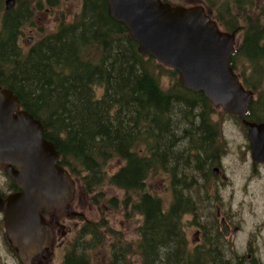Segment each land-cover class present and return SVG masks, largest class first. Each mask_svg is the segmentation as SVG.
I'll return each mask as SVG.
<instances>
[{"label": "trees", "instance_id": "trees-1", "mask_svg": "<svg viewBox=\"0 0 264 264\" xmlns=\"http://www.w3.org/2000/svg\"><path fill=\"white\" fill-rule=\"evenodd\" d=\"M34 1L17 0V7L6 10V0H0L4 29L0 55L16 61L15 66L0 62V82L43 122L46 136L60 152V164L94 199L97 191L102 194L100 186L105 182L124 192L123 201L112 197L109 206L141 216L136 244L142 264L240 263L223 249L219 209L212 211L208 206V186H213L214 171L220 170L226 151L213 119L216 106L203 92L184 88L177 70L140 53L139 44L128 37L126 25L110 16L107 0H82L72 21L63 22L23 53L18 40L28 18V4ZM201 1L221 26L237 29L230 3ZM249 2L232 0L231 4L242 7ZM48 3L60 5L57 0ZM226 12L231 14L229 20ZM243 29L239 53L249 66H244L240 78L258 97L250 103L246 118L264 123V88H260L264 79V7L245 18ZM164 76L169 79L167 84ZM228 114L247 128L239 115ZM115 159L122 165L110 174L107 166ZM155 174L171 186L169 205L147 185ZM194 196L201 199L196 202ZM198 213H207L212 223L198 226L204 229L203 242L191 246L183 220L185 215ZM93 226L98 230H94L96 238L106 228L111 239H117L107 223ZM88 245L73 247L64 264H89L84 255L91 250ZM123 246L128 245L112 243L116 260L108 264H129V249Z\"/></svg>", "mask_w": 264, "mask_h": 264}, {"label": "water", "instance_id": "water-1", "mask_svg": "<svg viewBox=\"0 0 264 264\" xmlns=\"http://www.w3.org/2000/svg\"><path fill=\"white\" fill-rule=\"evenodd\" d=\"M14 3L6 0V9ZM107 4L110 16L126 25L140 53L177 70L184 88L203 92L215 106L241 117L248 127L252 160L264 164V123L247 120L253 92L245 88L231 65L235 33L222 31L202 5L185 7L163 0H107ZM20 103L17 94L0 85V162L19 167L11 172L22 188L6 201L0 200V210L6 212L12 246L29 260L53 243L52 229L39 209H68L76 182L58 164L60 153L45 138L43 122L19 110ZM221 224L228 236L231 228L224 217Z\"/></svg>", "mask_w": 264, "mask_h": 264}, {"label": "rangeland", "instance_id": "rangeland-1", "mask_svg": "<svg viewBox=\"0 0 264 264\" xmlns=\"http://www.w3.org/2000/svg\"><path fill=\"white\" fill-rule=\"evenodd\" d=\"M171 1L185 6L200 3L207 8V5L201 0ZM222 1L227 0H220V3ZM19 4L15 0L11 8H15ZM263 4L264 0H251L245 7L239 9L230 3V9L240 26L244 25L246 17L257 15L258 7H263ZM81 6L82 3L78 0H65L58 7L50 5L48 0H35L28 4L29 11L26 25L23 27L24 34H20L19 37L21 51L23 53L28 52L38 40L56 30L60 24L72 21L79 14ZM213 15L215 16V13ZM230 15L226 12V19L229 20ZM1 18L0 30L2 29ZM238 34L241 36L242 32ZM29 37L32 39L29 42L31 44L27 43ZM244 66H249V63L241 65L239 67L240 72L244 71ZM246 70L250 71L249 68ZM162 79L164 84L169 82V79L165 76ZM262 80L263 84L260 88H264V79ZM256 98H258L257 95ZM216 111L217 113L213 114V119L220 127L226 151L222 164L219 166L220 171L218 172L220 173L216 175V178L212 177L213 186H208L210 192H207V188L205 189L208 194L211 193L209 194L211 195V201L208 206H211L209 208L212 211L218 209L221 211V215L218 217L221 230L222 216L226 218L231 227L228 236L223 233L224 244H222L223 249L226 250L229 256L234 257L236 261H240L236 264H264V164H256L252 161L248 129L243 127L237 118H232L228 113H224L221 108H216ZM121 165L122 162L115 159L109 163L107 171L112 174ZM198 183L200 184V181ZM147 185L152 192L163 198L166 205H169L172 200V193L168 180L163 178L162 175L155 174L149 178ZM202 185L207 187L203 181ZM100 188H102V194L97 191V197L94 199L87 189L77 183L73 206L83 216H77L70 223L73 231L70 234L68 233L66 244L70 245L75 241L78 230L84 227L86 222H91L93 225L97 222H104L113 229L117 239H111V235H109L106 228H102L103 234H100L101 236L98 238L94 237L96 239L93 238L92 241L93 264H101V259H110L111 256L115 260L111 247L115 241L121 246L128 245L123 246L129 249L126 257L127 263L142 264L136 244L139 240L141 216L128 210L125 214L124 209H115L109 206V199L112 197H117L120 202L125 199L122 190L109 185L107 182L103 183ZM103 195L105 198H102ZM204 195L207 194L203 192ZM194 199L197 202L201 198L194 196ZM120 206L123 207L122 204ZM211 223L207 213H198L196 216L193 214L185 215L183 229L191 246L203 242L204 229L198 226ZM235 228H238L236 232H234ZM67 230H69V227H67ZM85 236L82 234L80 237V244H84ZM112 240L113 242H111ZM69 248L71 249L72 246L70 245ZM63 249L55 248V256L60 257V254L64 251ZM57 257H55L56 260H58Z\"/></svg>", "mask_w": 264, "mask_h": 264}, {"label": "flooded vegetation", "instance_id": "flooded-vegetation-1", "mask_svg": "<svg viewBox=\"0 0 264 264\" xmlns=\"http://www.w3.org/2000/svg\"><path fill=\"white\" fill-rule=\"evenodd\" d=\"M63 1H65V0H57L58 5L61 4V2H63ZM78 1H80L82 3V0H78ZM235 2H237V0H235ZM222 3H232V0L222 1ZM246 4H249V3H246ZM191 6H194V5H191ZM53 7H55V6H53ZM234 7L242 9L243 7H245V5L242 7H238L235 4ZM263 7H264V4H263ZM263 7H258V8L260 10ZM5 8H6V6H5ZM206 10L210 12L211 17L215 18L214 15L212 14L211 10H208V9H206ZM1 17L3 18V13H1V11H0V18ZM2 18H1V20H2ZM220 27H221L222 31L229 32V33H235V35H236L235 50H234L233 54L231 55L230 60H231V65H232L235 73L240 77V71L235 70L234 67L239 69V67L241 65L243 66L245 63H249L239 53L240 47L243 46L241 44L243 42L244 34H245L244 29H243L244 25H240V26L238 25L237 29H235V30H231L230 28L228 29V27L223 28V26H221V25H220ZM3 32H4V29L2 28L0 30V42L2 39L1 36H2ZM240 32H242L241 36L238 34ZM21 34H24L23 30L21 31ZM30 38L31 37H29L27 39L28 44H31V43H29ZM18 43H19L18 47L20 48V40H18ZM15 44L17 45V40H16ZM20 50H21V48H20ZM233 56L235 58L234 64L232 62ZM1 61H4L5 63H8L10 65L12 64L14 66L16 63L15 60H11L10 57L5 56V55L4 56L0 55V62ZM0 85L3 89H9L6 86H4L1 82H0ZM255 96H256V94H255ZM19 110H26L23 108L21 103H20ZM44 136L46 139H49L46 136V131H45ZM251 155H252V151H251ZM221 164H222V162H221ZM260 164H263V163H260ZM18 170H19V167L16 164L0 162V200L1 201H6L12 195H15V194L22 191V188L18 185L17 181L14 179L12 172H11V171H18ZM219 173L220 172L214 171L215 175H217ZM74 201H75V199L69 205V208L66 210H61V209H56V208L55 209H46L44 207H41L39 209L40 214L43 215L46 222L50 225V227L52 229L53 243H52V246L50 249L47 248L42 253H37V254L33 255V257H31L29 260H25L24 258H21L20 255L18 254L17 250L12 246L11 240H10V238L7 234V230H6V223H5L6 212L0 210V264H64L67 256L69 255V252L73 249V247L81 249L80 246L82 244H80V237L82 236V234L86 235L85 236L86 238L83 237L84 238V244L89 243L88 247L92 248V241H93V238L95 237V232L96 231L98 232V230H97V227L93 226V223H91V222H86V225L84 227H81L78 230V232L76 234L75 241L72 244H70L72 246L71 249L69 248L70 245L66 244L67 238H68V233L70 234L73 231V229L70 227V223L73 222V220L77 216H83V214L78 212L75 209L76 207L73 206ZM66 212H67V214H66ZM218 212H221V211L219 210ZM87 224H91L92 228L91 229L87 228ZM67 227H69V230H67ZM94 230H95V232H94ZM112 232H114L113 229H112ZM195 245H198V244H195ZM66 246H67V248H65ZM55 248H59V250L64 248L63 249L64 251L60 254V257L55 256V254H54ZM86 252L87 253H85L84 255H86L88 257L89 264H93L94 260L92 258L91 250L86 251ZM76 255H80V252L76 253ZM55 257H57L58 260H56ZM114 257H115V255H114ZM115 260H116V258H115ZM115 260H113V256H111L110 259L104 258V259H101V264L113 263ZM87 264H88V262H87Z\"/></svg>", "mask_w": 264, "mask_h": 264}]
</instances>
